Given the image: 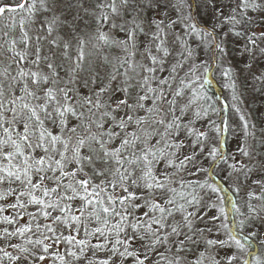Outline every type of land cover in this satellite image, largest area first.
I'll list each match as a JSON object with an SVG mask.
<instances>
[{
    "label": "snow or ice",
    "instance_id": "1",
    "mask_svg": "<svg viewBox=\"0 0 264 264\" xmlns=\"http://www.w3.org/2000/svg\"><path fill=\"white\" fill-rule=\"evenodd\" d=\"M0 264H264V0H0Z\"/></svg>",
    "mask_w": 264,
    "mask_h": 264
},
{
    "label": "rangeland",
    "instance_id": "2",
    "mask_svg": "<svg viewBox=\"0 0 264 264\" xmlns=\"http://www.w3.org/2000/svg\"><path fill=\"white\" fill-rule=\"evenodd\" d=\"M3 2H8V0H3ZM16 2H18V0H16ZM209 94L210 95H213L214 97L215 96H220L221 94L223 95H227V92L226 90H224L221 86V84L219 83H214L213 84V87L210 89L209 91ZM217 179H219V177H217ZM231 219V218H230ZM256 250L259 251L260 250V245L257 243L256 244Z\"/></svg>",
    "mask_w": 264,
    "mask_h": 264
}]
</instances>
